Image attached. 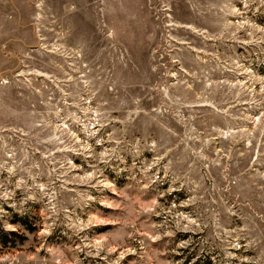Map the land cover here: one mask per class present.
I'll list each match as a JSON object with an SVG mask.
<instances>
[{"label": "rangeland", "instance_id": "1", "mask_svg": "<svg viewBox=\"0 0 264 264\" xmlns=\"http://www.w3.org/2000/svg\"><path fill=\"white\" fill-rule=\"evenodd\" d=\"M0 264H264V0H0Z\"/></svg>", "mask_w": 264, "mask_h": 264}, {"label": "trees", "instance_id": "2", "mask_svg": "<svg viewBox=\"0 0 264 264\" xmlns=\"http://www.w3.org/2000/svg\"><path fill=\"white\" fill-rule=\"evenodd\" d=\"M2 239H3V242L7 241V235L5 233L2 235Z\"/></svg>", "mask_w": 264, "mask_h": 264}]
</instances>
